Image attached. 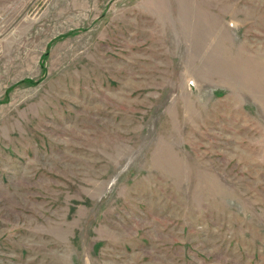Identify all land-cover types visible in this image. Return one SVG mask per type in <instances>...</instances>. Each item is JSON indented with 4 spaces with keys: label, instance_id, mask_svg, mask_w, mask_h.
<instances>
[{
    "label": "rangeland",
    "instance_id": "rangeland-1",
    "mask_svg": "<svg viewBox=\"0 0 264 264\" xmlns=\"http://www.w3.org/2000/svg\"><path fill=\"white\" fill-rule=\"evenodd\" d=\"M0 264H264V0H0Z\"/></svg>",
    "mask_w": 264,
    "mask_h": 264
}]
</instances>
